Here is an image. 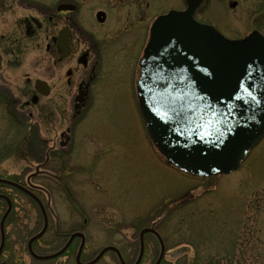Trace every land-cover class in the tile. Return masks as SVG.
<instances>
[{"label":"rangeland","instance_id":"obj_1","mask_svg":"<svg viewBox=\"0 0 264 264\" xmlns=\"http://www.w3.org/2000/svg\"><path fill=\"white\" fill-rule=\"evenodd\" d=\"M43 1L26 0L20 7L4 8L2 13L0 176L15 179L43 161V168L48 167L47 162L60 167L51 173L50 204L46 206L42 201L50 222L43 238L50 242L52 251L64 242L54 235L57 227L70 232L78 225L81 215L72 206L76 203L89 218L88 226L83 227L87 235L84 260L113 243L123 248L125 260L132 263L138 253L134 240L137 230L151 222H162L160 232L167 249L163 264H264V138L229 174L196 179L168 165L150 140L138 105V61L155 17L150 12L140 17L144 7L138 18L147 23L128 28L120 48L111 40L118 33H110L111 38L101 41L108 45L104 55L94 53L95 78L89 85L87 104L76 121L67 118L70 110L61 112L68 90L61 85L82 70L87 73L90 67L84 69L75 64L71 56L61 59L53 41L47 50L49 32L43 20L33 38L23 37L24 28L18 27L17 19L28 14L37 16ZM4 2L9 4L10 0ZM182 2L163 0V12L181 8ZM196 15L230 38L245 37L253 30L264 35V0H204ZM58 26L48 30L50 35L57 33ZM12 37L18 41L11 42ZM47 54L52 57L50 65ZM27 77L31 82H27ZM35 78L52 80L56 92L50 98L40 97L37 105H24L23 100L31 96L29 89ZM49 100L56 101L44 111L46 114L38 117L39 104ZM44 116H51L53 124H46ZM64 129L67 133L71 130V142L59 141ZM48 148L53 149L46 154L44 149ZM57 173L65 180L68 195L55 182ZM11 196L13 212L5 222L7 260L55 264L53 260H34L27 249L29 236L43 225L38 205L14 188ZM0 206L1 219L7 204L1 201ZM77 247L78 242L67 264H75ZM157 255V248L146 252L142 264H152ZM93 264L120 262L113 251H108Z\"/></svg>","mask_w":264,"mask_h":264},{"label":"water","instance_id":"obj_2","mask_svg":"<svg viewBox=\"0 0 264 264\" xmlns=\"http://www.w3.org/2000/svg\"><path fill=\"white\" fill-rule=\"evenodd\" d=\"M202 1L186 0L184 10L156 18L140 60L137 93L150 138L170 163L200 175L226 174L237 169L264 136V35L253 30L243 38L225 37L194 17ZM68 36L60 32L63 56ZM36 88L49 93L45 81L37 80ZM10 209L9 202L2 228ZM45 229L46 224L29 240L31 252L32 241ZM110 248L117 250L107 246L87 263L80 262V249L77 262L92 264ZM141 257L142 250L134 264Z\"/></svg>","mask_w":264,"mask_h":264},{"label":"flooded vegetation","instance_id":"obj_3","mask_svg":"<svg viewBox=\"0 0 264 264\" xmlns=\"http://www.w3.org/2000/svg\"><path fill=\"white\" fill-rule=\"evenodd\" d=\"M25 1L26 0H10V3L7 4L4 2V0H0V26L2 25V20H3L2 13L4 12V8L8 9V7H10V8L18 7V6L20 7V3L25 2ZM32 3H33L32 6L36 7V3L35 2H32ZM132 3L135 4V5H133L135 8L133 15L131 14V11H130V7H131ZM23 4H25V3H23ZM60 4H70L74 8L73 9L58 10L57 8ZM100 4H102V5H100ZM155 6H157V8H155ZM143 7L146 8L145 12L143 11ZM31 10H33V9H31ZM142 11H143V14H142ZM148 12H150L151 15L155 14V17L158 16L160 13H163V0H106L104 3H101L99 0H58V2H57V0H44L43 4H42V8H40V10L38 11L37 16H35L33 14H28V15H25L23 18L17 19L18 27L23 26V28H24L23 29L24 30L23 37L25 35L27 38H33L35 33L38 31V29H40L42 27V24L44 23V28H46V31L49 32V34L46 35V38L47 39L49 38V42L46 44L47 50H49L51 48L52 41L57 46V39H55V36H57L58 31L63 27H69L70 28V35H69V39H68V44H69L70 52L66 58L71 56L70 59L71 60L73 59V61L76 60L75 64H77V63L80 64L82 66V68H84V69H88V67H90L89 68L90 70H88L87 73H82L83 72V70H82L81 73L75 74L73 80H71V78L70 79L68 78L66 80V84L64 83V85H61V88L68 90L67 100H66L64 107H63L64 111L61 112L64 114L68 110H70L67 112V115H69L70 117L68 116L67 118H71V119L77 118L78 115L81 113V110L84 109L86 104H87L86 99L90 94L89 85L95 78V74H94L93 69H92V65L94 63V53L96 52V53H99L101 55H104L103 54L105 52L104 48L108 45V43L101 42V41H104L107 38H111L112 37L111 34L114 35L115 33H118L115 35V37L111 38V40L113 39L112 42L114 44H118V46L117 45L116 46H117V48H120V45L125 42V41H123L124 39L122 40V36L125 33H128L127 32L128 28H130V27L136 28L138 26L140 27L143 24L147 23V20L143 21L142 18H138V17L141 14H142V16H140V17L146 16L148 14ZM41 20H43L44 22L42 23ZM134 21L136 23H133ZM132 23H133V25H131ZM58 25H60V28L57 30V33L55 35H50V31H48V30H51L52 26L56 27ZM121 29H124L123 32H121ZM2 37H3V34L0 33V38H2ZM10 40H11V42L12 41L13 42L18 41L16 37H14V38L12 37V38H10ZM112 42H110V43H112ZM1 49L3 51L2 43L0 41V66H2L1 65V62H2V59H1L2 51H1ZM58 50H59V48H58ZM13 53H14L13 50H11L10 54L12 55ZM47 56L49 57L48 62L50 65L51 64L50 61L52 60V57L50 54H47ZM59 57H60V51H59ZM74 58H75V60H74ZM61 59H64V58H61ZM69 74H71V70H69ZM27 78H28V80L26 79L27 82L28 81L31 82L30 78L29 77H27ZM47 81H48L49 86H50V94L47 96L39 95L37 102H35L33 104L37 105V103L40 102V97L50 98L51 95L56 92L55 90L53 91V82H51L52 80L48 79ZM33 84L29 89V91H31L30 92V94H31L30 98L36 92ZM0 87L1 88L4 87L2 71L0 72ZM81 92H82V95L80 94ZM77 98L80 100L77 101ZM29 99L23 100L24 105H27V106L31 105V102ZM70 100H71V102H70ZM55 101L56 100H49L46 102L44 101L43 104L40 103L39 104L40 108H38V111L36 109L38 117L40 114H43V115L46 114L44 111H46V109H48L51 105H53L54 104L53 102H55ZM41 109H43V110H41ZM33 113H34L33 111L30 112V114L32 116H33ZM70 113H72V114H70ZM59 116H60V119H62V115L60 114V112H59ZM44 118L47 120V121H45L46 124H49V125L53 124V121L51 120L52 119L51 116L50 117L44 116ZM75 121H76V119H75ZM74 123L76 124V122H73V124ZM75 127H76V125H75ZM68 130H69L68 133L66 132L65 129H64V131H62V134L59 138L60 142L68 143L70 133H71V130L70 129H68ZM37 133L39 135V132H37ZM37 133H35V135ZM50 149H53V148L44 149L46 154H47V151ZM11 152H13V151H11ZM35 153H36V151L33 152V155ZM30 155H32V154H30ZM49 155L50 154H48V156ZM44 164H45L44 161L36 164L39 167L38 166L35 167L34 170H32V167L29 166L31 168V170L30 169L25 170L23 173L18 174L15 179L11 178L13 181L20 184L21 185L20 187L13 185V184L0 182V195L7 196V198H9L11 200V203L13 206V199L11 196V190L14 188L15 190L21 191L24 194L28 195L34 201V203H36L38 205V207L41 211V208L39 206L40 205L39 201L42 204L44 202V205H46V206L50 204V199H51V194H52L51 190H50L51 189L50 184H51V178H52L51 173H54L58 168H60L59 166H54L53 163H48V162H47L48 167L43 168L45 166ZM58 173L56 174L57 176L55 177V182L58 183L59 185H61V187L63 189H65V192L67 194L66 182H65V180L62 179V176L61 177L58 176L59 175ZM63 176L66 177V174H64ZM1 201H2V203L6 202V204H7L6 198L0 197V202ZM46 206H44L45 210L47 209ZM75 209L81 215V219H80L78 225L75 226L70 232L61 231L60 227H57V229L54 231V235L56 237L59 236L60 239L64 240V242H62L60 244V246L56 247L55 250L52 251V249H51L52 247H51L50 242L48 243L46 240H44L43 237H45V234H46V232L49 228V225H50L49 217L47 216L48 217L47 230L44 233V235H42L41 237H39L33 241V243H32L33 252L37 255H48V254L56 253L66 245V243L71 238L72 234L76 233V232L83 233L84 238H83V235L82 236L76 235L74 238L71 239V241H70L69 245L66 247V249L57 257H54L52 259H47V260H41V259H38L32 255L34 260H38L41 263L53 260V261H55V264L56 263L67 264L68 258L70 256V254L73 253V250L75 249L74 248L75 244H77V242H78V247L76 249L75 259H74L75 264H77L76 257L78 254L79 247L83 243V241H84V245H83V248L81 250L80 260L82 262H85V261L93 260V258H95V255L93 257L87 259V260H84L82 258L83 254L85 252V247H87L86 246V241H87L86 236L87 235H85L83 227H85L86 225L88 226L89 218H88V216H86V214H84L80 211V208L78 206H75ZM2 215H3V213H2ZM161 224H162V222L157 223L156 225L154 224V222H151V224L145 225V226H143L137 230V237L134 238L136 244H138V248H137L138 251L137 252L140 251V249H141L140 247L142 245V247L144 248V255L146 252L148 253V252L152 251L154 248H157L158 254H159V252L161 251L162 243L165 242L164 237L160 232ZM144 227H152L155 231L152 230V231L146 232L143 235H141L140 232ZM40 229L33 232L30 236L39 232ZM119 234H122V233H119ZM127 235L128 234H125V233L122 234V236H124V237H126ZM3 239H4V233L2 231L1 224H0V264H2L4 261H7L10 264H19L18 262L11 263V262H9V260H7V257H6L7 255L5 253L6 252V249H5L6 241H5V245L1 247ZM5 240H6V238H5ZM107 245L116 246L117 248H119L120 252L123 254V248L122 247H119L113 243H109ZM164 245H165V243H164ZM110 251L114 252L117 260L119 261L115 250L112 249ZM123 257H124V254H123ZM58 259L60 260L59 262H57ZM143 259H144V256H143ZM143 259H142V261H143ZM164 259H165V256H164L162 262H164ZM155 261L153 263H155Z\"/></svg>","mask_w":264,"mask_h":264}]
</instances>
